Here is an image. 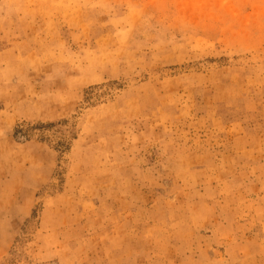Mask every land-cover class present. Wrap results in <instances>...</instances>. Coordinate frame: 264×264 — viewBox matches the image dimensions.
<instances>
[{
    "label": "rangeland",
    "instance_id": "rangeland-1",
    "mask_svg": "<svg viewBox=\"0 0 264 264\" xmlns=\"http://www.w3.org/2000/svg\"><path fill=\"white\" fill-rule=\"evenodd\" d=\"M0 264H264V0H0Z\"/></svg>",
    "mask_w": 264,
    "mask_h": 264
}]
</instances>
